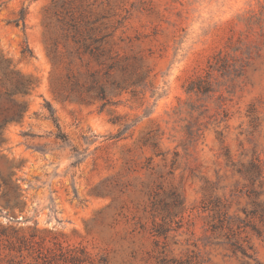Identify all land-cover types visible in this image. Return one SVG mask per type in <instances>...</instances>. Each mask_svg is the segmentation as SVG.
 <instances>
[{
	"label": "rangeland",
	"instance_id": "obj_1",
	"mask_svg": "<svg viewBox=\"0 0 264 264\" xmlns=\"http://www.w3.org/2000/svg\"><path fill=\"white\" fill-rule=\"evenodd\" d=\"M70 12L145 57V95L63 98L68 65L51 50ZM5 60L31 86L2 128L0 189L19 190L8 206L0 192L1 226L29 236L36 221L110 264H264V170L239 172L264 166V0H0V93Z\"/></svg>",
	"mask_w": 264,
	"mask_h": 264
},
{
	"label": "trees",
	"instance_id": "obj_2",
	"mask_svg": "<svg viewBox=\"0 0 264 264\" xmlns=\"http://www.w3.org/2000/svg\"><path fill=\"white\" fill-rule=\"evenodd\" d=\"M76 13L78 12H70L64 16L62 30L54 39V47L51 50L52 54L61 55L68 65L69 73L65 83V91L68 93L63 98L76 99L83 103L100 102L101 109H106L120 102L114 97L122 95V92L131 91L134 98L145 95L139 91L140 87L148 85L151 73L145 57L139 54H121L113 44V33H102L101 29L94 26L97 20H92L83 13ZM25 15V10H22L21 20ZM23 27L25 28V24ZM23 53L30 56L33 54L27 48ZM3 66L6 80L13 82L10 88L0 93V102L3 98L11 105L1 113L0 140L4 125L9 121H21L26 111V105L15 103L13 96L27 94L31 86L30 81L18 76L7 60L4 61ZM116 90L119 93H114ZM45 107L49 111L48 118L58 129L55 134L56 139L68 143V137L61 130L59 119L51 103L46 101ZM137 121L124 124L123 132L129 130ZM113 122L119 121L116 119ZM24 135L32 136L28 131L24 132ZM73 150L74 154H79L76 149ZM79 161L78 159L75 163ZM263 170L261 160L255 157L239 172L255 181L263 176ZM4 183L8 184V180L4 179ZM7 188L5 192L0 189L6 206L12 201L9 195L12 194L13 189L15 194L19 190L18 185L13 189L10 186ZM17 205L18 202L13 207ZM33 226L28 236L16 227L0 225V264H110L107 256H95L83 245H72L63 234L52 231L42 234V231L36 228V221ZM232 245L236 251L242 250L238 242ZM243 254L252 258V255L245 250Z\"/></svg>",
	"mask_w": 264,
	"mask_h": 264
},
{
	"label": "water",
	"instance_id": "obj_3",
	"mask_svg": "<svg viewBox=\"0 0 264 264\" xmlns=\"http://www.w3.org/2000/svg\"><path fill=\"white\" fill-rule=\"evenodd\" d=\"M10 135L11 136H16L17 135V131L14 129V130H11L10 131Z\"/></svg>",
	"mask_w": 264,
	"mask_h": 264
}]
</instances>
